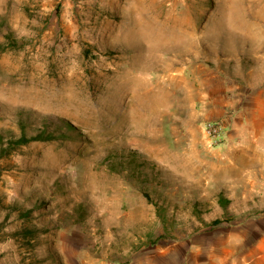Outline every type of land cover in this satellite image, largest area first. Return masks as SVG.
Instances as JSON below:
<instances>
[{
    "label": "rangeland",
    "instance_id": "obj_1",
    "mask_svg": "<svg viewBox=\"0 0 264 264\" xmlns=\"http://www.w3.org/2000/svg\"><path fill=\"white\" fill-rule=\"evenodd\" d=\"M262 83L264 0H0V147L55 137L0 157V264L224 262Z\"/></svg>",
    "mask_w": 264,
    "mask_h": 264
},
{
    "label": "crops",
    "instance_id": "obj_2",
    "mask_svg": "<svg viewBox=\"0 0 264 264\" xmlns=\"http://www.w3.org/2000/svg\"><path fill=\"white\" fill-rule=\"evenodd\" d=\"M262 85H264V83H262ZM259 98H262V103L258 102L257 99ZM257 99L256 103L262 105L260 110L263 112V118H260L261 120L256 126L254 114L249 111L245 112L246 114L242 122L244 127L241 128L243 136L242 147L248 148V146L253 144L258 157H260L257 161V167L264 169V95L262 97H257ZM255 127L258 128L255 129ZM258 184L260 190H262L256 195V198L264 200V176L262 180H258ZM252 210L254 211H247L245 215H254L264 219V207L262 208L261 204L259 208L257 205V207ZM255 211L257 212L255 213ZM231 228L241 232L240 235H238L239 240L226 241L224 246V262L216 258L214 259V264H264V221L258 224L237 223L232 225ZM215 257L216 256H214V258Z\"/></svg>",
    "mask_w": 264,
    "mask_h": 264
},
{
    "label": "trees",
    "instance_id": "obj_3",
    "mask_svg": "<svg viewBox=\"0 0 264 264\" xmlns=\"http://www.w3.org/2000/svg\"><path fill=\"white\" fill-rule=\"evenodd\" d=\"M52 138H55L54 135L50 132H47L45 129H40V130L37 129V132L31 136H27L25 135V133H22L17 138L9 137L6 140V145L0 147V157L5 156L10 151H13L16 147L26 144L30 141H34V140L44 141V140H50ZM25 214H27V211L22 213V216H25ZM215 222H218V220H216ZM15 234L21 235L25 238L33 239V237L36 235V229L23 227L19 229V231H16Z\"/></svg>",
    "mask_w": 264,
    "mask_h": 264
},
{
    "label": "built area",
    "instance_id": "obj_4",
    "mask_svg": "<svg viewBox=\"0 0 264 264\" xmlns=\"http://www.w3.org/2000/svg\"><path fill=\"white\" fill-rule=\"evenodd\" d=\"M223 125L219 121H210L205 124V130L211 137H218L223 134Z\"/></svg>",
    "mask_w": 264,
    "mask_h": 264
},
{
    "label": "bare ground",
    "instance_id": "obj_5",
    "mask_svg": "<svg viewBox=\"0 0 264 264\" xmlns=\"http://www.w3.org/2000/svg\"><path fill=\"white\" fill-rule=\"evenodd\" d=\"M191 32V31H190ZM192 32H194V31H192ZM183 35V34H182ZM193 35V34H192ZM191 35V36H192ZM196 36L194 35V38H195ZM188 38V37H187ZM182 39H183V37H182ZM191 39V38H190ZM186 40V39H185ZM185 40H182V41H185ZM181 41V40H180ZM181 43V42H180ZM184 43V42H183ZM150 45H152L151 43L149 44V46ZM157 45H158V43H157ZM154 46V45H153ZM148 47V46H147ZM151 47V46H150ZM163 47V46H162ZM155 48H156V46H155ZM154 53V52H153ZM156 53V52H155ZM155 55H157V54H155ZM153 56V55H152ZM142 78V77H141ZM139 79V78H138ZM264 128V127H263Z\"/></svg>",
    "mask_w": 264,
    "mask_h": 264
}]
</instances>
